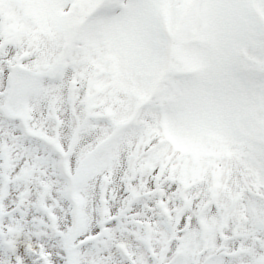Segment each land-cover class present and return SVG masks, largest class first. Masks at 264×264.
Segmentation results:
<instances>
[{
  "label": "snow or ice",
  "instance_id": "1",
  "mask_svg": "<svg viewBox=\"0 0 264 264\" xmlns=\"http://www.w3.org/2000/svg\"><path fill=\"white\" fill-rule=\"evenodd\" d=\"M0 264H264V0H0Z\"/></svg>",
  "mask_w": 264,
  "mask_h": 264
}]
</instances>
